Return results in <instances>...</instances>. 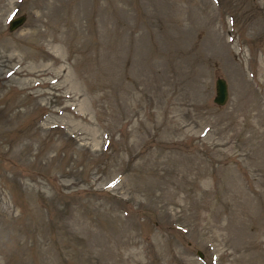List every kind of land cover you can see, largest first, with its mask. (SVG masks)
<instances>
[{"label": "rangeland", "instance_id": "1", "mask_svg": "<svg viewBox=\"0 0 264 264\" xmlns=\"http://www.w3.org/2000/svg\"><path fill=\"white\" fill-rule=\"evenodd\" d=\"M0 264H264V0H0Z\"/></svg>", "mask_w": 264, "mask_h": 264}, {"label": "water", "instance_id": "2", "mask_svg": "<svg viewBox=\"0 0 264 264\" xmlns=\"http://www.w3.org/2000/svg\"><path fill=\"white\" fill-rule=\"evenodd\" d=\"M24 20H25L24 14H20L10 18L8 23L9 29L17 28L18 26L22 25ZM228 97H229V90H228L227 81L224 77L218 76L215 79V95L213 100L217 104H224L227 101ZM198 254L202 256L200 252H198Z\"/></svg>", "mask_w": 264, "mask_h": 264}]
</instances>
